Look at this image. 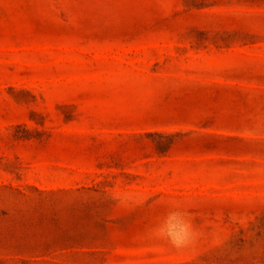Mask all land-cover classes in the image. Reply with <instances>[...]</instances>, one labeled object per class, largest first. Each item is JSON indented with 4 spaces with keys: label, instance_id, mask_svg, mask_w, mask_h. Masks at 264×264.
I'll use <instances>...</instances> for the list:
<instances>
[{
    "label": "rangeland",
    "instance_id": "374dc122",
    "mask_svg": "<svg viewBox=\"0 0 264 264\" xmlns=\"http://www.w3.org/2000/svg\"><path fill=\"white\" fill-rule=\"evenodd\" d=\"M0 264H264V0H0Z\"/></svg>",
    "mask_w": 264,
    "mask_h": 264
},
{
    "label": "clouds",
    "instance_id": "9594fccd",
    "mask_svg": "<svg viewBox=\"0 0 264 264\" xmlns=\"http://www.w3.org/2000/svg\"><path fill=\"white\" fill-rule=\"evenodd\" d=\"M156 235L166 240L176 249L190 247L196 242L198 236L188 213L176 206L171 207L167 211L165 226L157 230Z\"/></svg>",
    "mask_w": 264,
    "mask_h": 264
}]
</instances>
